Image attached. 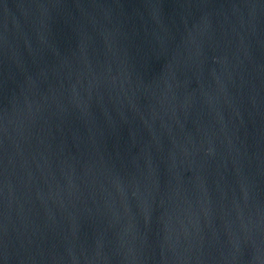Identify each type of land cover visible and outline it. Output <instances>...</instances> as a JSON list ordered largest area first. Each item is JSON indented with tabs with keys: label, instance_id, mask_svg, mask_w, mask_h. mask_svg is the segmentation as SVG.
I'll list each match as a JSON object with an SVG mask.
<instances>
[{
	"label": "water",
	"instance_id": "1",
	"mask_svg": "<svg viewBox=\"0 0 264 264\" xmlns=\"http://www.w3.org/2000/svg\"><path fill=\"white\" fill-rule=\"evenodd\" d=\"M0 264H264V0H0Z\"/></svg>",
	"mask_w": 264,
	"mask_h": 264
}]
</instances>
